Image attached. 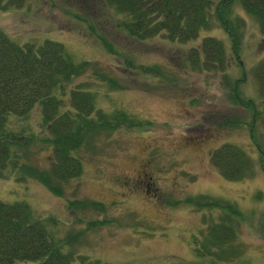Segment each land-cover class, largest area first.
I'll list each match as a JSON object with an SVG mask.
<instances>
[{
  "label": "rangeland",
  "instance_id": "374dc122",
  "mask_svg": "<svg viewBox=\"0 0 264 264\" xmlns=\"http://www.w3.org/2000/svg\"><path fill=\"white\" fill-rule=\"evenodd\" d=\"M12 1L0 7L1 29L19 43L60 41L73 58L88 61L69 84L89 89L96 108L141 122L86 131L74 150L78 173L53 178L55 189L28 174L0 176V199L25 200L77 264L79 254L93 264H264V98L253 72L264 55V31L256 17L232 4L241 36L235 53L214 17L187 40L163 32L138 39L115 25L121 13L112 7L87 9V20L63 8L64 0ZM205 34L223 41L224 65L202 67L188 58ZM235 91L261 108L255 124ZM67 103L62 98V107ZM9 122L35 132L26 165L49 167L52 143L40 138L48 131L39 107ZM225 141L251 159L241 178L224 177L210 162V151ZM205 195L238 210L207 203Z\"/></svg>",
  "mask_w": 264,
  "mask_h": 264
},
{
  "label": "trees",
  "instance_id": "16d2710c",
  "mask_svg": "<svg viewBox=\"0 0 264 264\" xmlns=\"http://www.w3.org/2000/svg\"><path fill=\"white\" fill-rule=\"evenodd\" d=\"M236 1L256 17L264 31V0H64L62 6L74 17L87 20L88 15L84 16L87 9L91 14L92 9L112 7L121 13L115 19V25L138 39L163 32L169 39L187 40L195 37L200 29L209 27L214 17L229 34L236 53L241 37L231 15V6ZM11 5L14 1L0 0L2 8ZM90 21L87 23L92 25ZM96 35L109 50L111 45L105 36ZM187 56L202 67H219L225 64V46L220 38L205 34ZM87 65L86 59L73 58L58 40L44 38L39 42L19 43L0 28V176L14 173L16 177H24L28 174L55 189L58 185L52 184L53 178L67 179L78 173L80 160L74 150L81 144L86 131L118 123L133 125L141 122L140 119L132 120L122 110L110 115L96 108L89 89L69 84ZM155 71L160 73L158 69ZM253 72L258 92L264 98V55L255 63ZM233 95L241 105L251 109V120L255 124L257 117L261 116V108H257L251 98H243L236 91ZM62 98L68 99L64 107ZM34 105L40 109L41 126L48 131L44 130L40 138H48L47 141L52 143L53 156L49 167L45 168L26 165L23 159L35 132L22 124L17 126L9 122L10 117H24ZM209 159L228 179L243 177L251 166V159L245 151L230 141L214 147ZM261 164L264 169L263 160ZM17 169L23 171L17 175ZM202 197L207 203L226 206L229 211L238 210L228 200ZM212 228L219 231L216 226ZM76 256L79 264H93L85 255ZM19 261H27L26 264H77L73 253L63 249L62 243L48 231L44 219L34 214L25 200L0 199V264H17Z\"/></svg>",
  "mask_w": 264,
  "mask_h": 264
}]
</instances>
